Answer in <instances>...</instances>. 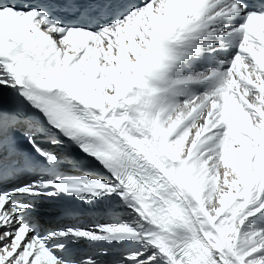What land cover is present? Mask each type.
Listing matches in <instances>:
<instances>
[{
  "label": "snow or ice",
  "instance_id": "snow-or-ice-1",
  "mask_svg": "<svg viewBox=\"0 0 264 264\" xmlns=\"http://www.w3.org/2000/svg\"><path fill=\"white\" fill-rule=\"evenodd\" d=\"M0 264H264V0H0Z\"/></svg>",
  "mask_w": 264,
  "mask_h": 264
}]
</instances>
